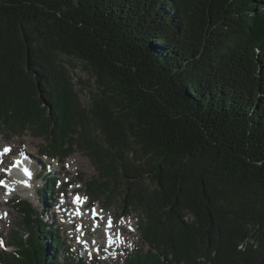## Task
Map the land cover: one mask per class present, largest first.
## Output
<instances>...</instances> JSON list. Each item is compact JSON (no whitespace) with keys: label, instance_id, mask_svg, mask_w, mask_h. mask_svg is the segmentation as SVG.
I'll return each instance as SVG.
<instances>
[{"label":"trees","instance_id":"obj_1","mask_svg":"<svg viewBox=\"0 0 264 264\" xmlns=\"http://www.w3.org/2000/svg\"><path fill=\"white\" fill-rule=\"evenodd\" d=\"M27 130L138 211L122 264H264V0H0V134ZM16 206L0 264H100Z\"/></svg>","mask_w":264,"mask_h":264},{"label":"rangeland","instance_id":"obj_2","mask_svg":"<svg viewBox=\"0 0 264 264\" xmlns=\"http://www.w3.org/2000/svg\"><path fill=\"white\" fill-rule=\"evenodd\" d=\"M76 72L74 82H77L79 77L87 82L86 88L79 90L81 102L87 105L89 93L94 89L93 78L80 70ZM76 87L80 89L79 84H76ZM46 142L42 137H35L30 130L11 137L0 134V153L5 147L12 150L0 158V181L7 185H0V201L4 204L9 201L10 204L0 206V217H3L0 220V251L14 248L11 245V236L24 225L25 216L20 214L16 206L17 200L33 203L35 210L43 213L48 223L54 228H60L62 239L74 248V253L89 260L100 264H122L127 251L139 247L147 250L149 247L142 241L138 229V211H123L124 203L119 196L111 198L114 201L109 207L104 197L102 201H91L86 191V180L99 174L91 158L77 150L64 160L53 158L48 153L41 154L40 149ZM22 157L26 162H31L40 177H32L30 187L26 189H15L16 174H9L8 168ZM53 177L59 192L50 198L46 182L51 181ZM39 189H43L47 197L41 196ZM77 196L83 202L75 203ZM66 203L68 207L65 206ZM84 204L87 206L84 207ZM109 219L111 225L108 223Z\"/></svg>","mask_w":264,"mask_h":264},{"label":"snow or ice","instance_id":"obj_3","mask_svg":"<svg viewBox=\"0 0 264 264\" xmlns=\"http://www.w3.org/2000/svg\"><path fill=\"white\" fill-rule=\"evenodd\" d=\"M10 150H11L10 148L5 147V148L3 149V153L6 154V153H8ZM14 166H15V165H14ZM5 170L7 171V169H5ZM24 171H25V174H26L27 176L31 177V173H30L27 169H25ZM25 184H26V186H28L26 182H25ZM0 185H3V186H5V187H7V185L5 184L4 181H0ZM10 191H11V189H9V192H10ZM80 201H81V198H80L79 196H77V197L75 198V200H74L75 203H80ZM77 214H79V213H77ZM108 223H109V225H111V220H110V219H109V222H108Z\"/></svg>","mask_w":264,"mask_h":264},{"label":"bare ground","instance_id":"obj_4","mask_svg":"<svg viewBox=\"0 0 264 264\" xmlns=\"http://www.w3.org/2000/svg\"><path fill=\"white\" fill-rule=\"evenodd\" d=\"M0 160H1V159H0ZM21 161H22V162H21V165H23L24 167H25V166H29V167L31 166V162H30L29 160H28V162H26L24 157L21 158ZM31 167H33V166H31ZM1 174H2V172H0V176H1ZM14 185H15V184H14ZM0 188H1V186H0ZM3 188H4V187H3ZM80 202H83V200L80 201ZM3 204H4V202H1V201H0V206L3 205ZM51 204H52V203H51ZM4 205H6V206H7V205H10V204H9V201H7ZM65 206H67V203L65 204ZM86 206H87V205L84 204V207H86ZM67 207H68V206H67ZM1 219H3V217H0V220H1ZM111 231H112V230H111ZM115 236H116V235H115Z\"/></svg>","mask_w":264,"mask_h":264}]
</instances>
